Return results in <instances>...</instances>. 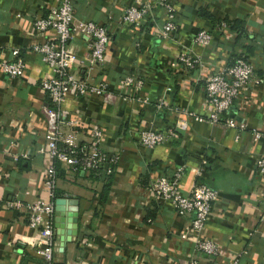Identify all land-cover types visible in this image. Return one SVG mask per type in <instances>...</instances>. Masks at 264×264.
Segmentation results:
<instances>
[{
    "label": "crops",
    "instance_id": "crops-1",
    "mask_svg": "<svg viewBox=\"0 0 264 264\" xmlns=\"http://www.w3.org/2000/svg\"><path fill=\"white\" fill-rule=\"evenodd\" d=\"M171 1L176 27L164 39L155 33L163 22L159 7L135 30L118 22L133 0H72L74 16L103 25L108 41L100 63L87 69L73 64L69 71L89 83L104 81L108 90L88 97L69 92L56 112L38 87L51 70L31 50L53 33L32 31L30 23L55 0H0V61L10 60L17 49L25 65L20 77L0 72V201L16 195L22 201L48 202L52 189L77 201L76 233L61 251L57 246L52 264H229L233 256L237 264H264V220L258 218L264 178L254 165L264 142L253 141L249 129L209 123L204 95L206 76L223 71L244 50L257 59L254 76L259 82L242 89L226 114L249 128L264 129V0ZM217 21L221 28L208 45L192 42L198 30ZM234 22L241 29L237 36ZM67 46L79 58L86 52L79 35ZM179 52L197 60L192 69L170 65ZM126 75L140 79V88L121 86ZM69 119L77 121L74 131L82 141L89 139L91 127L99 126L100 147L115 154L116 161L95 176L63 170L48 188L44 135L67 130ZM169 128L176 133L174 140L149 148L138 142L142 130ZM178 170L182 193L198 184L218 192L195 234L189 226L192 213L178 216L150 195L157 176L171 179ZM196 238L211 239L217 255L197 253ZM55 241L57 245V235ZM35 243L25 209L0 206V264H40Z\"/></svg>",
    "mask_w": 264,
    "mask_h": 264
},
{
    "label": "built area",
    "instance_id": "built-area-1",
    "mask_svg": "<svg viewBox=\"0 0 264 264\" xmlns=\"http://www.w3.org/2000/svg\"><path fill=\"white\" fill-rule=\"evenodd\" d=\"M155 7L161 8L163 12V22L155 33L165 39L176 27L175 10L171 0L143 2L133 0V3L123 8L118 22L120 25L136 30L146 17H151ZM30 23L32 31L44 33L50 30L53 33L51 38L44 37L31 47V50L38 53L42 62L51 70V75L40 80L38 84L39 90L46 95L50 108L57 112L69 92H73L78 97L102 96L106 93L108 86L104 81L89 83L69 71L73 64H77L79 69H87L102 61L108 41V34L103 25L89 19L75 17L72 0H55L45 15L32 16ZM221 25L222 23H219L211 29L198 30L192 42L199 47L208 45ZM73 35H79L85 39L86 52L81 58L67 46V42ZM196 61L186 53L179 52L170 65L181 64L187 69H192ZM256 62L257 59L254 56L251 57L240 49L231 65L223 71L206 76L204 95L209 107L206 120L212 124L221 122L224 127L231 129H249L253 141L264 142V129L249 128L244 121H235L233 117L226 114L242 89L249 84L259 82V79L254 76ZM24 68L23 58L17 49L11 51L10 60L0 61V72L11 78L20 77ZM141 84L140 79L131 75H126L120 80L121 86H133L135 90L139 89ZM76 124L77 121L69 119L66 122L69 129L56 128L47 131L44 135L46 154L49 159L45 170L47 176L45 185L48 188L52 185L54 162L58 163L64 171L96 172L97 174L102 166L116 161L113 154H107L100 147L102 132L99 126L91 127L89 139L82 141L76 138L74 131ZM175 138L176 133L170 128L162 132L142 130L138 135V142L149 148ZM233 138L237 140L238 134H235ZM25 155L26 153L22 154L23 157ZM13 159L16 160L17 157L14 156ZM254 165L256 173L264 178V153L255 158ZM179 174V170L176 171L171 179L163 175L157 176L149 186L150 195L152 200L171 206L178 216L192 213L189 226L195 234L207 220L218 192L205 184H198L184 194L177 186ZM0 206L5 209L19 207L25 209L27 225L36 235L35 254L40 259V264H52L57 248L52 203L43 202L39 198L22 201L16 195H11L0 201ZM258 218L264 220V206ZM194 245L195 251L205 256H216L218 253L217 246L211 239L196 238ZM188 264H197V261L189 260ZM229 264H237V256L231 257Z\"/></svg>",
    "mask_w": 264,
    "mask_h": 264
},
{
    "label": "water",
    "instance_id": "water-1",
    "mask_svg": "<svg viewBox=\"0 0 264 264\" xmlns=\"http://www.w3.org/2000/svg\"><path fill=\"white\" fill-rule=\"evenodd\" d=\"M53 227L58 239V250L69 242L76 233L77 201L73 198L57 196L53 200Z\"/></svg>",
    "mask_w": 264,
    "mask_h": 264
},
{
    "label": "trees",
    "instance_id": "trees-1",
    "mask_svg": "<svg viewBox=\"0 0 264 264\" xmlns=\"http://www.w3.org/2000/svg\"><path fill=\"white\" fill-rule=\"evenodd\" d=\"M219 23H220L219 21L213 23L211 28H213V27H215V26H218ZM211 28H210V29H211ZM231 28L235 30L236 36H237L238 33L241 32V29H240L239 27L236 26L235 22L233 23V25H232ZM245 48H246V47H245ZM261 49L264 50V44H263V46L261 47ZM48 105H49V101H48ZM49 106H50V105H49ZM114 163H115V162H112V163H111V165H110L111 168H113ZM53 166H54V175H53V178L62 177V176H63V169L61 168V166H60L58 163H56V162L53 163ZM88 174L91 175V176H95V175H96V172H90V173H88ZM110 176H111V175H110ZM110 176H108L107 179H109ZM59 194H60V192H59L58 190H56V189H52V192H51V199L53 200L55 197L59 196Z\"/></svg>",
    "mask_w": 264,
    "mask_h": 264
},
{
    "label": "rangeland",
    "instance_id": "rangeland-1",
    "mask_svg": "<svg viewBox=\"0 0 264 264\" xmlns=\"http://www.w3.org/2000/svg\"><path fill=\"white\" fill-rule=\"evenodd\" d=\"M113 155L115 156V154H113ZM115 157H116V156H115ZM49 197H50V200H49V202H51V200H52V199H51V196H49Z\"/></svg>",
    "mask_w": 264,
    "mask_h": 264
}]
</instances>
